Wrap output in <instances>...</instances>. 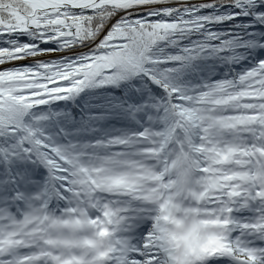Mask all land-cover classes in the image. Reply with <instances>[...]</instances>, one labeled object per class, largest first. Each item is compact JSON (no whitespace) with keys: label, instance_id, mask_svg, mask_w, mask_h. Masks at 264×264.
Segmentation results:
<instances>
[{"label":"snow or ice","instance_id":"6c2138e0","mask_svg":"<svg viewBox=\"0 0 264 264\" xmlns=\"http://www.w3.org/2000/svg\"><path fill=\"white\" fill-rule=\"evenodd\" d=\"M0 264H264V0H0Z\"/></svg>","mask_w":264,"mask_h":264}]
</instances>
